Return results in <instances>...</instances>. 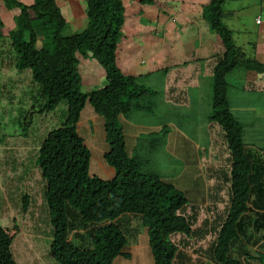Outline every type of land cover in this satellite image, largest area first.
<instances>
[{"label": "trees", "instance_id": "obj_1", "mask_svg": "<svg viewBox=\"0 0 264 264\" xmlns=\"http://www.w3.org/2000/svg\"><path fill=\"white\" fill-rule=\"evenodd\" d=\"M2 1L16 16L14 29L7 35L0 31V67L6 65L17 74H27L30 88L18 106L23 112L15 123L25 137L35 115L45 116L54 125L42 135L34 160L39 172L34 180L37 192L34 195L30 186L24 185L19 190V206L13 204L23 223L34 227L36 239L30 245L17 246L20 236L12 240L0 225V264H41L38 258L47 264H114L119 257L130 260L124 251L130 245L124 219L130 216L138 217L146 228L153 264H192L194 255L203 264H264V253L252 252L264 239V148L245 143L244 127L232 113L227 94L230 89L246 91V87L255 86L264 92V84L260 85L264 59L248 58L233 40L232 31L223 22L231 14L225 12L228 0L204 2L202 13H198L208 22L219 46L200 77L206 81L203 97L208 106L209 100L212 102L204 143L210 153L204 170L207 195L202 204L191 203L182 191L157 175L140 173L139 162L127 153L119 117L142 109L139 101L154 92L148 88L151 72L135 78L117 66L119 43L120 48H126L121 41L124 27L131 23L122 0H80L87 24L82 32L72 35H64L68 22L58 0ZM137 1L140 10L136 15L142 20L147 17L144 7L153 6L155 0ZM187 2L175 0L171 6L174 13L181 12L176 4ZM196 2L199 11L201 0ZM41 31L48 39L37 48ZM147 34L151 40L159 38L150 29ZM118 60L122 61L121 55ZM81 61H96L104 68L103 87L83 92ZM237 68L255 73L231 87L226 78ZM199 70L195 81H191L194 72L184 81L189 85L186 89L197 85ZM4 89L0 85V103L4 102L0 104V122L7 125L5 119L14 98L3 100ZM186 89L179 91L178 99L184 97ZM87 104L104 122L108 146L104 160L114 170L109 180L89 174L91 153L77 131ZM166 128L169 126L161 128L159 134L166 133ZM1 131L4 137L10 130ZM206 239V247L194 248ZM236 245L243 249L247 263L232 255ZM43 248V254L30 255L32 250Z\"/></svg>", "mask_w": 264, "mask_h": 264}, {"label": "rangeland", "instance_id": "obj_2", "mask_svg": "<svg viewBox=\"0 0 264 264\" xmlns=\"http://www.w3.org/2000/svg\"><path fill=\"white\" fill-rule=\"evenodd\" d=\"M185 1L187 2V0ZM196 1L190 0L187 4H176L180 5L179 8H181V12L176 14L171 7L172 4H175V0H155L153 6H147L143 9L144 16L149 18L147 22V17L141 20L139 15H136L140 10L137 0H122L129 13L128 18H131V23L127 24V28L124 27V39L121 41L126 48H120L121 43H119L117 53L122 56V61L118 60L117 55L116 63L123 73L129 72V65L143 73L147 70L145 61H147L148 66L152 67L154 64L152 67L154 71L148 80V88L151 87L154 94L147 99L140 100L139 103L143 108L132 110L126 114V121L135 125H161L162 129L166 125L169 126L164 131L166 133L159 134V128H157L153 132L155 134L150 135V137H136L140 138L136 140V145L132 143L133 139H128V142L131 143L127 150L129 153H133L132 156L139 162L138 171L144 174L157 175L160 179L168 181L182 191L191 203L202 204L206 202L207 184L204 170L206 160H209L208 157L210 156L209 151H207L209 148L205 149L206 146L203 145L205 142L207 143L206 131L212 102L209 100L208 106L207 100L203 97L207 93H204L206 84L201 81L202 78L200 77L203 72H207L204 71L207 61H210L218 53L219 46L208 22H204L199 16L202 13V5L204 2L208 4L209 0H201V3H198L199 11L196 10L198 9L197 5L195 7ZM58 4L68 22V28L64 35L82 32L86 27L87 20L84 16L85 12L80 8V0H58ZM162 11L164 13L160 14ZM225 12L231 14L226 16L227 18H224L223 22L232 31V38L237 45L244 50L248 57H264V22L261 23L260 27L255 25L256 16L261 15L263 17L264 2L228 0ZM184 15L187 18L185 21L183 20ZM15 16L16 12L6 9L3 1L0 0V20L2 22L0 31L4 35L15 28L13 21ZM172 18L175 19L174 22ZM138 21L143 28H140ZM147 29L156 32L159 38L151 40V36H147ZM38 34L37 48H41L43 42L48 38L47 34L42 31ZM143 34L146 36L142 37ZM89 59H91L90 56ZM192 60H195L196 63ZM198 67H200V74L198 75L199 78L197 77V85L186 89L189 85L185 84L184 81L190 80L193 72L194 79L191 81H195L197 75L195 72H197ZM0 69V85H4L6 92L3 100L9 102L14 98L13 109L10 111L9 117L5 119L8 124L4 125L0 122V225L12 240H16L20 236L19 239L21 240H16L17 246L23 245V243L30 245L36 239L34 227L26 222L23 223L24 220L15 214L13 204L17 202V206H19V190L24 185H29L34 195L37 192L34 191L36 190L34 180L39 178V172L35 167L34 160L42 135L50 131L54 123L48 121L45 116L35 115L32 125L27 129L26 137L22 136L21 127L15 122L20 119L23 112L22 108L18 106L22 104L20 103L21 100L29 93L30 88L26 81L28 77L25 73L17 74L15 70L9 69L6 65H1ZM79 72L83 92L94 91L106 83L105 70L96 61H81ZM140 72L133 74L137 77ZM253 73L255 72L237 68L232 73L231 78L228 79V83L232 86L236 84L232 78L243 80L246 77L245 80L247 81V77H250L249 74L253 75ZM263 84L264 81L260 83L261 86ZM172 88L175 89L173 92H171ZM184 89L187 93L183 98L178 99L179 91L183 92ZM242 89L237 87L227 92L231 111L244 127L245 143L257 148H264V92L258 91L256 86L252 89L246 87V91H242ZM253 90L257 93H254ZM206 98L211 99L209 96ZM0 104L2 105L4 102L2 101ZM89 111L94 113L90 104H87L82 111L81 118H85ZM258 111L263 114L261 117L257 116ZM99 118L101 127L97 126L99 129L96 135L99 140H102L101 149L106 151L108 146L103 138L105 134L101 121L103 119L100 116ZM9 123H14V125H9ZM91 126L92 123L91 125L87 124L86 130L81 128L79 133L87 138V135L83 133L92 130ZM172 126L182 132L181 136L175 135L179 138H174L176 132ZM2 129L10 130L7 132L8 135L2 137ZM92 133L94 134V132ZM172 136L173 138H171ZM90 150V176L106 180L103 170L96 166L98 158L105 165L104 156L102 157V154L92 148ZM124 220L127 222V226L125 225L127 228L126 235L128 240L130 239V245L124 251L130 254L131 259L125 260L119 257L114 260V264H153L146 228L140 225L138 217L130 216ZM261 243L254 245V247L252 245V252L262 251L263 254L264 240ZM207 244V239L202 240L195 244L194 248L206 247ZM18 251H20L19 247L17 248ZM191 251H187L188 254H191ZM44 252H46L44 248L32 250L30 255L39 256ZM242 252L243 249L236 245L232 255L241 262L247 263ZM194 256L191 257L192 264H203L198 263L196 261L198 257ZM38 259L41 264H47L42 258ZM253 261L257 262L256 260Z\"/></svg>", "mask_w": 264, "mask_h": 264}, {"label": "crops", "instance_id": "obj_3", "mask_svg": "<svg viewBox=\"0 0 264 264\" xmlns=\"http://www.w3.org/2000/svg\"><path fill=\"white\" fill-rule=\"evenodd\" d=\"M262 59H264V57H262ZM145 62H146L145 68L147 70L145 72H143V74H146V73H149V72L152 73V71H154V70H152V67H154V64L151 67V66L147 65V61H145ZM129 67H130V70H129V72L127 71V73L129 75L134 76L135 74L140 72L139 69L138 70L137 69H133L134 67H132L131 65H129ZM133 73H135V74H133ZM140 74H142V72H140ZM134 77L136 78V76H134ZM258 113H259V115H263L260 111H258L257 114ZM82 114H83V112L81 113L80 120H79V122L77 124L78 134H79L80 138L83 140L84 145L89 149L90 152H91L90 148H92L94 151L102 154V157H103L108 149L106 151L104 149L103 150L101 149L102 148V144H101L102 140H99L98 136L96 135L97 131L99 129L97 126L99 125L101 127L100 122H99L100 118L95 112L92 113L91 111H89L87 116L85 118H83V119L81 118ZM101 121H102V123L104 125L103 120H101ZM119 122H120V124L122 126V129H123L125 143H126V150H127V147H129V145L131 143V142H128V139H133L132 143H134V145H136V140L140 139V138H136V137H142V138H146V136L150 137V135L155 134L153 132L157 128H159V131L161 129V125H158V126L157 125L146 126V125H143V124H137V125L132 124V123L126 121L125 116H120L119 117ZM91 123H92V126H91L92 130L86 131L87 133H83L84 135H87V138H90V139H87V138L83 137L79 132H81L80 131L81 128L82 129L85 128V130H86L87 124L91 125ZM103 125H102V128H104ZM172 127L174 128V131L176 132L174 134V138L175 137L179 138L178 136H175V135L181 136L182 132L179 129L175 128V126H172ZM92 132H94V134ZM103 138H104V141H105V134H104ZM171 138H173V136ZM127 153H128L129 156H132V154H133V153H129L128 150H127ZM95 157H96V155H95ZM90 164H89V171H90ZM96 166L100 167L103 170V173H104L105 177L107 178L106 180H109V179H111L114 176L113 168L109 167L106 163L104 165L102 163V161L100 160V158L97 159ZM94 173H96V171H94Z\"/></svg>", "mask_w": 264, "mask_h": 264}, {"label": "clouds", "instance_id": "obj_4", "mask_svg": "<svg viewBox=\"0 0 264 264\" xmlns=\"http://www.w3.org/2000/svg\"><path fill=\"white\" fill-rule=\"evenodd\" d=\"M259 1V0H258ZM259 2H264V0H260ZM263 17H264V14H263ZM261 15H258V16H256V18H255V25L257 26V27H260V25H261V23H263L264 22V18H263ZM264 30V29H263ZM248 57V56H247ZM250 57H254V56H250ZM250 57H248V58H250ZM256 58L258 57V56H255ZM229 78H231V75H228V77L226 78L227 80V82H229ZM235 82H236V84L234 85V86H237L238 84H241V82L242 81H244V79L243 80H241V79H239V78H232ZM205 81V80H204ZM204 81H202L203 83H204ZM205 84H206V81H205ZM231 87H234V86H232V85H230ZM264 239H262L261 241H259L257 244H255V245H258V244H260L262 241H263ZM262 244V243H261ZM262 247H264V246H262Z\"/></svg>", "mask_w": 264, "mask_h": 264}]
</instances>
